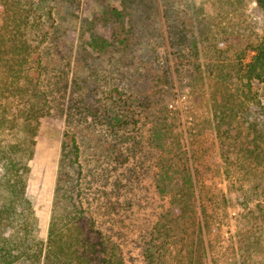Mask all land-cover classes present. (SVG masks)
<instances>
[{"label":"rangeland","instance_id":"rangeland-1","mask_svg":"<svg viewBox=\"0 0 264 264\" xmlns=\"http://www.w3.org/2000/svg\"><path fill=\"white\" fill-rule=\"evenodd\" d=\"M43 1L38 87L48 113L25 187L35 239L47 240L67 134L83 207L123 264H147L155 231L166 242L155 264H264V79L242 71L264 43L261 0ZM222 88L240 103L223 145Z\"/></svg>","mask_w":264,"mask_h":264},{"label":"trees","instance_id":"trees-1","mask_svg":"<svg viewBox=\"0 0 264 264\" xmlns=\"http://www.w3.org/2000/svg\"><path fill=\"white\" fill-rule=\"evenodd\" d=\"M42 2L0 0V259L27 264H123L115 244L104 238L83 207L78 180L73 176L78 147L76 139L67 134L60 150L47 240L43 243L33 236L35 217L25 197L27 163L33 154L39 117L48 113L42 104L45 95L38 87L42 74L38 48L48 34L41 29L38 12ZM260 2L264 7V0ZM46 12L50 14V10ZM242 71L247 80L264 79V43L254 49ZM230 79L223 73L218 82L226 86ZM10 96L14 98L8 101ZM11 102H15L12 108ZM239 104L223 88L219 95L214 94L216 128L222 145L226 138L221 136V129L231 126ZM11 135H18L17 141H8ZM164 227L161 225L160 230ZM155 233L145 245L147 264H155L158 245L162 250L166 245L165 238ZM200 236L199 230L197 243L204 258Z\"/></svg>","mask_w":264,"mask_h":264}]
</instances>
